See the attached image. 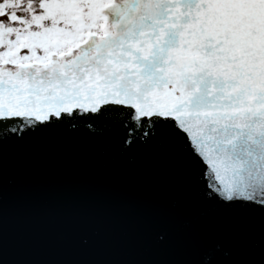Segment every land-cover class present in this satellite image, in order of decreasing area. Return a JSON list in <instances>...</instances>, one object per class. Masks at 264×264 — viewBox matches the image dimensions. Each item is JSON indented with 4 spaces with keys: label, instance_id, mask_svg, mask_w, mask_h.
<instances>
[{
    "label": "snow or ice",
    "instance_id": "snow-or-ice-1",
    "mask_svg": "<svg viewBox=\"0 0 264 264\" xmlns=\"http://www.w3.org/2000/svg\"><path fill=\"white\" fill-rule=\"evenodd\" d=\"M67 122L178 142L206 199L264 209V0H0V148Z\"/></svg>",
    "mask_w": 264,
    "mask_h": 264
},
{
    "label": "water",
    "instance_id": "water-1",
    "mask_svg": "<svg viewBox=\"0 0 264 264\" xmlns=\"http://www.w3.org/2000/svg\"><path fill=\"white\" fill-rule=\"evenodd\" d=\"M73 122L0 148V264H264V209L206 199L178 142Z\"/></svg>",
    "mask_w": 264,
    "mask_h": 264
}]
</instances>
